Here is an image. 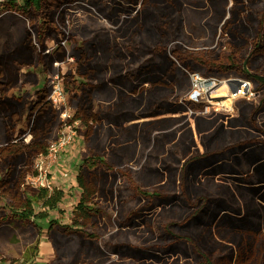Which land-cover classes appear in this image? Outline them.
Listing matches in <instances>:
<instances>
[{
    "label": "rangeland",
    "instance_id": "374dc122",
    "mask_svg": "<svg viewBox=\"0 0 264 264\" xmlns=\"http://www.w3.org/2000/svg\"><path fill=\"white\" fill-rule=\"evenodd\" d=\"M25 1L0 2V87L58 76L79 133L49 170L53 210L30 179L60 110L26 106L0 148V264H264V190L227 150L264 121V0ZM229 79L250 94L192 97Z\"/></svg>",
    "mask_w": 264,
    "mask_h": 264
},
{
    "label": "flooded vegetation",
    "instance_id": "af4514ba",
    "mask_svg": "<svg viewBox=\"0 0 264 264\" xmlns=\"http://www.w3.org/2000/svg\"><path fill=\"white\" fill-rule=\"evenodd\" d=\"M229 80L219 81V85L214 87V90H217L223 84L228 85L227 83ZM242 80L243 79H240L241 82L233 83L235 89L240 90L245 88L243 86L245 81ZM228 88L230 89L229 86ZM246 88V95H249L250 87ZM215 97L219 98V96ZM246 122L250 124V131H237V134L233 136V138H236L234 141V148H231V150L227 149L229 151L228 153L232 151L235 155L234 160H232L230 164L233 172L231 175L234 177V181L239 187L250 188L249 190L252 193L259 195L264 190V121L259 123L258 126H256L250 118L246 120ZM244 123L245 121L243 120L234 121L232 124L234 126H241L244 125Z\"/></svg>",
    "mask_w": 264,
    "mask_h": 264
},
{
    "label": "built area",
    "instance_id": "2783aa9c",
    "mask_svg": "<svg viewBox=\"0 0 264 264\" xmlns=\"http://www.w3.org/2000/svg\"><path fill=\"white\" fill-rule=\"evenodd\" d=\"M4 1L5 0H0V2ZM200 80V77L194 78L195 83ZM207 82L212 83L213 86L209 90L202 86L200 93H193V98L198 99L201 95H205L208 99L215 98L216 95L212 94V91H214V87L217 86L216 81L212 80ZM50 86L46 102H50L56 109L60 110V128L56 139L48 145L45 153L36 162L34 167L36 175L30 179L33 184H39L41 187L48 189L51 188L48 177L49 174H51L49 170L59 162V156L77 139L79 133V127L77 126L78 121L73 119L72 113H70L67 108V99L60 78L58 76H53L50 81ZM196 86L199 87V85ZM64 175H66V173H64Z\"/></svg>",
    "mask_w": 264,
    "mask_h": 264
},
{
    "label": "crops",
    "instance_id": "0c3cea01",
    "mask_svg": "<svg viewBox=\"0 0 264 264\" xmlns=\"http://www.w3.org/2000/svg\"><path fill=\"white\" fill-rule=\"evenodd\" d=\"M20 59L25 60L20 54L14 58V60H18L14 65L22 64ZM32 74L29 73L30 79L27 81L28 84H31V87H28L30 85H27V82L23 87H16L15 83L8 87H0V148L4 151L14 142L12 139L16 133L15 124L22 122L26 106L38 105V101L42 103L46 102L45 99L50 87H44V85L41 87L40 84L43 77ZM13 80L12 77L8 79L10 83ZM21 129L22 127H20ZM0 170H2V167H0ZM27 170L26 172H28ZM16 178H20L19 175Z\"/></svg>",
    "mask_w": 264,
    "mask_h": 264
},
{
    "label": "trees",
    "instance_id": "16d2710c",
    "mask_svg": "<svg viewBox=\"0 0 264 264\" xmlns=\"http://www.w3.org/2000/svg\"><path fill=\"white\" fill-rule=\"evenodd\" d=\"M42 1H45V0H26L25 2L27 5H30V6L34 5L36 9H40L42 6V3H41ZM261 20L263 21V19H261ZM259 24H260V28H259L258 34H259V36H261L263 25L260 22H259ZM254 78L257 81L264 83V77L254 75ZM93 164H95V163H93ZM143 193L148 194V192H145V191H143ZM34 197H35V200L42 201V205L45 208L53 210V209L57 208L58 203L63 199L64 193L61 189H54V190L50 191L48 188L42 187L39 189V192ZM78 207L81 209L84 208L82 203H79ZM23 214L25 216H32V217L40 219V220L42 219L43 221L48 218L47 213H35L34 214V213H31L29 210H23L21 215L24 216ZM50 224H53V220L50 221ZM89 236L94 237L93 235H89Z\"/></svg>",
    "mask_w": 264,
    "mask_h": 264
},
{
    "label": "water",
    "instance_id": "95a60500",
    "mask_svg": "<svg viewBox=\"0 0 264 264\" xmlns=\"http://www.w3.org/2000/svg\"><path fill=\"white\" fill-rule=\"evenodd\" d=\"M234 82H241L240 81V79H234V80H229L228 81V86L230 87V89H231V92L233 93V94H235V95H238V94H243V93H247V83H243V86L245 87V88H243V89H240V90H238V89H235V86L233 85V83Z\"/></svg>",
    "mask_w": 264,
    "mask_h": 264
},
{
    "label": "bare ground",
    "instance_id": "6f19581e",
    "mask_svg": "<svg viewBox=\"0 0 264 264\" xmlns=\"http://www.w3.org/2000/svg\"><path fill=\"white\" fill-rule=\"evenodd\" d=\"M207 90H209L212 86H213V84L212 83H210V82H206V83H204V85H203ZM225 94H223V96H225V95H229L228 93H226V92H224ZM229 103V102H228ZM226 101L225 102H223L222 103V105L224 106H227V107H229V104H228Z\"/></svg>",
    "mask_w": 264,
    "mask_h": 264
}]
</instances>
